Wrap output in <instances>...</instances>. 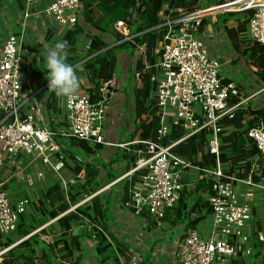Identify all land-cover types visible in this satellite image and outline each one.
Segmentation results:
<instances>
[{
	"label": "built area",
	"instance_id": "1",
	"mask_svg": "<svg viewBox=\"0 0 264 264\" xmlns=\"http://www.w3.org/2000/svg\"><path fill=\"white\" fill-rule=\"evenodd\" d=\"M83 1L48 0L43 14L63 32L77 24ZM35 2L25 0L24 19L31 16ZM224 3L225 10L234 5L240 6L237 8L242 11L253 10L248 17L246 33L252 43L264 46V0H226ZM214 10L213 6L205 10L180 11L166 20L167 31L156 49L155 71L149 76L160 111V126L154 140L138 138L115 142L106 139L104 125L109 99L113 96V80L103 82L97 96L76 91L71 96H63L58 119L63 125H57L58 120L39 109L45 108L43 103L36 102L32 93L24 91L21 36L0 35V235L15 231L29 204L27 197L12 199L14 191L7 189L8 185L36 188L38 184L46 185L50 177L67 197L70 186L85 182L84 169L67 174L66 164L70 159L64 150L70 143L84 142L91 146L94 152H90L88 159L93 161L99 156L96 152L99 146L131 151L129 145L140 144L142 147L134 150L133 167L122 176L139 173L137 183L130 182L125 204L134 214L145 213L159 224L166 210L177 204L185 187V174L195 173L196 183L205 179L211 181L207 196L210 231L202 236L196 229L187 228L176 245L177 264H234L240 255L252 254V231L264 249V230H256L253 224L255 201L264 197V180L252 179L258 158L252 161L244 178L226 174L219 160L220 148L224 145L219 121L226 115L231 118L232 111L250 97L229 104L230 96H238V88L233 82L223 83L220 76L223 62L213 56L198 37L203 18ZM127 27L123 20L114 23V31L125 40L131 39ZM143 71L134 72L137 81L141 80ZM168 118L171 125L184 129L185 133L165 145L161 140L169 131ZM201 131L206 132L208 153L215 158L213 166L195 164L172 150L180 141ZM247 135L259 155L264 156V124L250 128ZM73 157L82 161L76 154ZM106 184L64 213L75 211L83 202L107 189L111 182ZM83 220L89 229L95 227L87 219ZM11 246L0 250V256ZM120 262L136 264L135 260Z\"/></svg>",
	"mask_w": 264,
	"mask_h": 264
},
{
	"label": "trees",
	"instance_id": "2",
	"mask_svg": "<svg viewBox=\"0 0 264 264\" xmlns=\"http://www.w3.org/2000/svg\"><path fill=\"white\" fill-rule=\"evenodd\" d=\"M198 0H97L95 4V9H97L102 15V19L93 23L88 13L92 11V8L86 13L85 22L93 26L97 30L98 34H87L85 35V43L81 45L79 43L80 37L83 33L80 25L76 24L72 29H67L56 37V42H64L66 44L65 51L67 56V63L71 64L74 68L77 78L83 76L85 73L90 77V81L93 83V91L99 94V89L103 82L110 80L117 71L118 65V54L122 51L129 55L134 53L136 46H143L145 59L141 58L136 62V71H143L144 67L147 70L143 71L142 78L139 82H136L134 78L130 77V80L125 85V90L130 94V99L132 102V118L137 126L135 129L136 133L131 135V139L136 136L141 140H154L156 136V131L160 126V111L153 96V89L151 87L149 76L154 73V65L157 61V55L153 53L154 49L158 45L159 39L162 38L163 32H159L162 27H157L162 20L159 18L158 11L164 3L169 6L174 5L177 8H183L184 11H194L197 9ZM217 3H222V0L216 1ZM89 4L85 2V7ZM88 8V7H86ZM253 12V10H243L239 12H228V18H232L237 21L236 30L234 37L238 38V41L244 46V54L247 57H254V62L257 66V76L260 82L264 84V47L250 42L247 34H245L246 26L248 22V17ZM222 15V14H221ZM175 16V15H173ZM207 17V16H205ZM203 18L202 25L205 23ZM220 21H224L226 18L223 17ZM121 19L126 22L130 35L133 34L131 41L125 40L120 41L123 36L116 33L113 30V23ZM167 31V28H164ZM115 35L111 41L106 39V35ZM117 41H120L116 43ZM79 63V64H78ZM78 64L77 66H75ZM80 66V70L79 67ZM229 80L223 81V83H228ZM239 94L237 97H229V104L233 105L237 103L240 98H245L243 91L238 89ZM41 93L36 94V99L40 100ZM50 106L49 116H53L55 120L58 115L62 112V108L56 96H50ZM171 119L168 118L167 122L170 125L168 134L161 140L165 145L170 144L183 136L185 133L184 129L180 127H175L169 122ZM137 123V124H136ZM260 123L264 124V106L256 107L253 103L249 102L245 105H238L233 111L231 118L228 115L223 116L219 121L221 127L220 136L224 145L220 148L219 160L224 164L223 171L229 175H235L239 178L246 177L250 170L252 161L256 158L259 167L252 172V179L254 181L264 180V156H260L256 146L247 133L250 128L258 126ZM57 125H63L61 121L58 120ZM84 143V142H79ZM76 143H70L68 148L64 150L65 155L73 161V167L71 171L73 174L80 171V169L85 170V182L83 184H75L70 186L68 191V196L66 197L59 189L58 183L52 180L49 184L42 186L35 197V200L26 196L22 193L23 197L29 199V204L33 211L31 218L26 214L21 215L20 220L17 224L15 231L20 235V237H25L33 229L40 226L43 220L55 219L57 230L59 234L56 235L53 245H45L43 241L39 240L36 235H31L28 238L22 240L15 246H12L7 252L9 259L1 261L0 264H62L57 262V257L68 260L73 257L76 251L82 249L80 243L81 240L89 237L91 235L83 217L92 220L93 222H98L103 229H106V223L102 222L106 216L109 209L107 203L101 202V197L95 195L87 202L83 203L75 209L74 212H69L61 217L59 215L66 211L70 205L76 204L85 195H89L97 191L103 185V179L105 183L110 182L115 179L117 175L114 173L112 175H107V177H100V169L106 168V165L101 163L97 164L98 161H93V159H88L90 157L91 148L84 143L87 147H82L83 149L76 148ZM142 147L140 144L131 145L132 151L127 152L130 155V160L127 165L134 163L136 159L135 149ZM172 150L177 155L184 157L195 164L201 166H213L215 164V158L213 155L208 153L206 147V132L201 131L195 135H192L176 145L173 146ZM126 152H122L121 159H126ZM76 154L78 157L82 158V162H77L73 159V155ZM200 154V156L198 155ZM87 158V159H86ZM84 159L86 160L84 163ZM69 163V162H68ZM66 164V166L68 165ZM257 164V163H256ZM102 179V181H101ZM110 179V180H109ZM130 180H125L123 185L122 200L125 205L128 202V189L130 185ZM136 175L132 176L131 182L136 184ZM211 181L205 179L204 181L198 182L192 191H186L184 187L181 191L180 198L177 204L166 210L162 222L169 223L170 227H175L181 225L183 227L195 228L197 224L207 218L209 214V207L207 200L204 201L201 195L198 194L199 189L201 192L210 194ZM18 186L8 185L7 189L16 190ZM37 189V187H36ZM12 194L11 198L16 197ZM108 201V200H107ZM112 201V200H111ZM190 201L194 202L193 208L197 213L201 212V208H204V214L198 216L195 219H191V211L189 210ZM185 206V209H184ZM262 209V208H261ZM33 212L40 214L39 220H34ZM264 212V211H263ZM27 213V212H26ZM145 213H143L144 215ZM146 215H144L145 217ZM28 218L29 225L26 226L25 220ZM91 221V222H92ZM84 225L86 233L84 235L73 234V225ZM253 224L256 230H264V225L261 222V217L253 219ZM88 228V229H87ZM95 250L100 256V262L105 263L109 258L108 250L110 247L109 242H106V238L100 232H95ZM115 241L116 247L123 254L126 252L127 248L116 238L112 237ZM14 241L0 242V247L11 246ZM250 244L252 246V254L245 257L240 255L234 264H245L246 258L249 259V264L252 263V258L256 256L261 257V264H264V249L261 242L257 241L255 238V233L252 231ZM41 245V253L36 256L35 246ZM60 245V248L56 251L54 247ZM263 249V250H262ZM261 254V255H260ZM76 256L74 258V264L80 262V257ZM128 259V256L126 255ZM39 260L38 262L35 260ZM115 262L117 259L114 257ZM254 262V261H253ZM118 263V262H117Z\"/></svg>",
	"mask_w": 264,
	"mask_h": 264
},
{
	"label": "crops",
	"instance_id": "3",
	"mask_svg": "<svg viewBox=\"0 0 264 264\" xmlns=\"http://www.w3.org/2000/svg\"><path fill=\"white\" fill-rule=\"evenodd\" d=\"M213 1L215 3L209 5L207 4V6H200L203 3V0H198L197 2L196 10H205L213 6L215 7V10L211 14L206 15L207 17H205L206 19L204 20L205 23L202 25V28H200V34H198V37L203 41V43L205 44L206 48L210 51V53L223 62V67L220 71V76L223 79V81L229 80V82H233L238 89L246 93L245 98L250 97L242 104L245 105L251 102L256 107H262L264 106V84L259 81L258 76L256 74L258 68L255 64L256 62H254V57L249 58L244 54V46L241 44L240 41H238V38L234 37V35L232 34L236 30L237 21L232 18H228L229 20L225 19L222 22L218 18V16L221 14L228 12H239V11L229 10V9L225 10V7L227 5L224 2L226 0H222V3H217L216 1L218 0H213ZM47 2L48 0H36L35 4L32 6L31 16L28 19H24L23 13L25 10V0H0V35L4 36L9 34H14L16 36L19 35L21 36L22 38L21 50L23 56L22 72L25 78V83L23 84L24 91L32 93V95L34 96V100L36 102L43 103L45 108L43 109L42 107H39V109H41L42 111L45 110L46 115L49 116V111L51 109L50 96L51 95L56 96L59 105L63 96H58L55 94L54 91L49 90L48 81L46 79V73L44 72V68H43L44 57L47 52L51 50H55V44L57 43L56 37L59 34H62V32L56 26L55 22H53L51 19H49L47 16L43 14V9L46 6ZM85 2L89 4L88 6H86L88 8L85 7ZM96 2L97 0H85L82 3V12L80 13L77 22V24L80 25V27L83 30V33L79 41L81 45L85 43L84 42L86 38L85 35L87 34L91 35L96 33L98 34L97 30H95L93 26L85 22L86 13L89 11L90 8H92V11L88 13V15L90 16L93 23H97L102 19V15L100 14V12L97 9H95ZM217 7H219L218 11H216ZM180 11H184V9L177 8L174 5L169 6L167 3H164L157 14L159 18L162 20V22L159 25H157V27H162L161 29H159L160 30L159 32H163L164 35V33L166 32V30L164 32V28L166 29L165 26L166 20L168 18H171L172 15H178ZM114 23L112 27L113 30H114ZM127 29L129 33V28L127 27ZM115 36L116 34L112 36L109 33L108 35H106V39L108 41H111L113 38H115ZM129 36L132 39L133 34L130 35L129 33ZM131 39L128 40L131 41ZM122 40L125 41L124 37H122L120 41ZM160 40L161 39H159L158 43L160 42ZM120 41H117L116 43ZM157 48L158 45L153 51L155 55H157L156 54ZM143 50H144L143 46H136L134 49V53L132 55L124 53L123 51L118 54L117 71L116 74H114L113 77L110 79L114 81V85L112 88L113 96L110 97L109 99L108 113L104 125L105 137L108 140L115 142H129L131 140H135L139 138L138 136H136L134 139L130 138L133 133L134 134L136 133L135 132L136 130H135V123L132 118L133 106L129 96L130 94H128V92H126L125 90V85L130 80V77L134 78L136 82H139L135 79L134 72L136 71V66H135L136 62L140 58L142 60L145 59ZM63 52L66 54L65 50H63ZM78 64H76L75 66H77ZM78 68L80 70V66ZM237 73H242V77H244V79L235 78ZM39 92H42L41 98L40 100H37L36 94ZM76 92L90 93L93 94L92 96L98 95L93 91V83L90 81V77L86 73L78 78V88ZM53 116L55 115H52L51 117L53 118ZM58 117L59 115L57 116V118ZM84 146L87 147L86 145H84V143H80L77 145L79 150L83 149L82 147ZM89 147L91 148V146ZM128 149H131V145H129ZM123 151L126 153L130 152L129 150L123 148H105L102 146L96 148V152H99V156L94 161H98L97 164L99 165H101V163L106 165L105 170L104 168L100 169V177L106 178L107 175L110 176L114 173L117 175V177L110 181L111 185L107 189L98 193V195L101 197V202L104 204L108 202L107 205L109 206L107 216L102 221L106 223V229H103V227L98 222L96 223L93 222L92 220L91 222L89 219L83 217L87 219L88 222L93 223L95 227L90 228L91 235L89 237H86L85 239L81 240L80 245L82 249L80 251H76L73 257L75 258L76 256L81 255L80 256L81 259L78 264H92V263L120 264L121 263L120 260H124L125 262L135 260L136 264H177L176 245L185 236L187 228L183 227L182 224L181 225L179 224L175 227H170L168 228L166 233V235H168V239L166 242L156 240L155 238L156 232L154 230L147 229V231H145V227H146L145 223L147 219L146 214H144L146 215L145 217L144 215H142L145 219L138 220L135 217V214L132 213L133 211H131L130 214L125 212V210L128 209L124 208L122 205L123 185L125 183V180H130L129 182H131L132 176L134 175H136V180H139L138 179L139 173L134 172L133 174L130 175V177H122L126 171H128L133 167V163L131 165L129 164V167H127L130 160V155H129L130 153L129 154L127 153L128 157H126V159L120 158L123 157L121 155ZM91 152H94L92 148H91ZM85 161L86 160L84 159V163ZM256 163H257V167H259L257 160ZM72 167H73V161L70 160L67 165V174L70 173L73 174L71 171ZM80 170H82V168ZM185 176L186 178L184 180H185L186 191H192V189L196 186V184H198L196 183V175L195 173H192V174H185ZM51 179L52 178L47 179L48 184L52 180H54ZM103 181L104 182L102 185L106 184L104 179ZM40 186L42 187L43 185L40 184ZM40 186L37 185V189L34 190L32 196L33 195L35 197L37 196L36 193L39 192L41 188ZM15 191L16 190H14V193ZM17 192L18 190L16 191V194ZM14 193L13 195H15ZM198 194L201 195L204 201L207 200L208 194L201 192L200 189ZM107 200L114 201V204L110 206L109 201ZM259 201L263 203V205L261 204L260 206L264 208V197L262 196L258 197L256 199V202ZM193 205L194 202L190 201L189 204L190 208L188 207L190 211L193 208ZM65 214L67 213H64L63 215ZM203 214H204V208H201L200 213H197L194 210H192L190 218L195 219ZM63 215L61 213L59 217ZM254 215H255V208H254ZM57 218L49 219L50 223L54 224ZM261 218L263 220V215L261 216ZM205 220L206 218L204 220H201L194 228L196 229L197 227H199L198 232L202 236H207L209 233V231L208 233H205L201 229V226H203V222ZM84 225H88V224L85 223ZM84 225L80 224L76 226L75 224L72 227V231L75 228L85 229ZM138 226H141L142 229L139 230ZM95 232L102 233L106 238V242H109L110 244L108 250L109 251L108 254L110 258L105 263H101L99 261L100 256L97 254L95 250V240L93 236V234L95 235ZM85 233H86V229H85ZM57 234H59L58 231L55 234V236ZM32 235H36V234H32ZM29 236L31 235L29 234L26 235L24 239L28 238ZM112 237L116 238L124 246H126L127 250L124 254L118 250L115 241L113 240ZM38 239L43 241L42 238L40 239L38 237ZM43 242L45 245L47 244L53 245V243L49 241L48 242L43 241ZM14 244L16 245V243ZM59 248L60 245L54 247V250L56 251ZM85 248L90 250L89 255L87 256L86 254H88V250L84 252ZM126 255L128 256V259L126 258ZM94 256L98 261H96ZM114 257L117 259L118 263L115 262ZM74 258L72 259L71 264H74L73 263ZM92 258L93 260H89ZM57 260L59 261V263L62 264H66L71 261L70 259L67 261L59 257H57Z\"/></svg>",
	"mask_w": 264,
	"mask_h": 264
},
{
	"label": "rangeland",
	"instance_id": "4",
	"mask_svg": "<svg viewBox=\"0 0 264 264\" xmlns=\"http://www.w3.org/2000/svg\"><path fill=\"white\" fill-rule=\"evenodd\" d=\"M213 3H215L213 0H203V3L200 5V6H207V4L209 5V4H213ZM237 7H240V6H238V5H234V6H232V7H230L229 8V10H237V11H242V9H238ZM227 16H229L228 14H225V15H220V19L221 18H223V17H225L227 20H229L228 19V17ZM223 22V21H222ZM57 26V25H56ZM245 33H246V31H245ZM235 78H239V79H244V77H242V73H237L236 74V76H235ZM127 119V118H126ZM134 127V126H133ZM135 129H137V126H135ZM138 130V129H137ZM124 133H125V131H124ZM50 178V177H49ZM17 185V184H16ZM39 186H40V184H38ZM18 186V188H17V190H18V192H17V195H16V197H18V198H20V197H22V193L23 194H25L26 196H29L30 198H32L33 200H35V196L33 197L32 196V194L34 193V190L36 189V188H34V187H29V188H25L24 186H21V185H17ZM41 187V186H40ZM37 194V193H36ZM109 201V205L110 206H112L113 204H114V201H111V200H108ZM256 202V201H255ZM263 205V203H261L260 201L259 202H256V205H255V219H257V218H260L262 215H263V220H262V218H261V222H262V224L264 225V213H263V211H264V208L262 207V206H260V205ZM122 205H123V207L124 208H127L128 210H125V212H127V213H131V207H128L127 205H124L123 203H122ZM191 206V205H190ZM190 206H189V208H190ZM262 208V209H261ZM32 211H33V207L31 208V206L30 205H28V207H27V210H26V212H25V214H26V216L27 215H29V218H31L30 216H31V214H29V213H32ZM34 214H33V218H34V220H39L41 217H40V214L39 213H35V212H33ZM133 213V212H132ZM24 214V215H25ZM134 214V213H133ZM135 217L138 219V220H142V219H145L142 215H138V214H135ZM148 224V225H147ZM24 225H26V226H28L29 225V220H28V218H26V220H25V224ZM38 227H36L35 229H33L29 234H36L37 235V238L39 237L40 239L42 238L43 239V241H46V242H51V243H53L54 242V239H55V234L57 233V226H56V224L54 223V224H52V223H50V220L48 219V221H46L45 219L43 220V223L42 224H40V226L39 225H37ZM145 231H147V229H151V230H154L155 232H156V235H155V238H156V240H160V241H167V239H168V235H166V233H167V230H168V228H170V224L169 223H163L162 221H161V223H159V224H157V223H155V222H153L152 220H150L149 218H148V216H147V219H146V223H145ZM211 226V217L208 215L207 216V218H206V220L203 222V226H201V229L203 230V232H205V233H208V231H210V227ZM138 229L139 230H141L142 229V227L141 226H138ZM196 230L197 231H199V227H197L196 228ZM139 232V231H138ZM48 234H50V235H48ZM163 236H162V235ZM24 238L25 237H20V235L16 232V231H13V232H9V233H6V234H1L0 235V242H5V241H8V240H10V241H14V243H16V244H18L19 242H21L22 240H24ZM91 242V241H90ZM13 243V244H14ZM87 243V242H86ZM12 247V246H11ZM87 247V246H86ZM4 248H7V247H0V250H2V249H4ZM35 251L36 252H38V253H36V256L38 257V254H40L41 253V249H43L42 248V246L41 245H36L35 247ZM88 249H84V252H86ZM263 250V249H262ZM8 251V250H7ZM4 252L1 256H0V262L1 261H4V260H7V259H9L8 258V256H6L7 254H8V252ZM111 251H112V249H111ZM89 252H90V250H88V254H86V256L87 255H89ZM109 252V251H108ZM261 255V254H260ZM85 256V257H86ZM94 258H95V256H94ZM72 259H73V257L72 258H70V262L69 263H66V264H71V262H72ZM96 259V258H95ZM36 261H37V263L38 262H41V261H39V260H37V259H35ZM57 262H59L58 260H57V255H56V259H55ZM69 260V259H68ZM67 260V261H68ZM89 260H93V258L92 259H89ZM96 261H98L97 259H96ZM254 261V262H253ZM83 263V262H82ZM252 263L253 264H261V257L260 256H256V257H254V258H252ZM92 264H94V263H92ZM245 264H249V259L248 258H246V263Z\"/></svg>",
	"mask_w": 264,
	"mask_h": 264
},
{
	"label": "clouds",
	"instance_id": "5",
	"mask_svg": "<svg viewBox=\"0 0 264 264\" xmlns=\"http://www.w3.org/2000/svg\"><path fill=\"white\" fill-rule=\"evenodd\" d=\"M66 44L58 42L55 50H51L44 57V72L49 90L58 96H71L78 88V78L71 64L67 63V56L63 52Z\"/></svg>",
	"mask_w": 264,
	"mask_h": 264
},
{
	"label": "water",
	"instance_id": "6",
	"mask_svg": "<svg viewBox=\"0 0 264 264\" xmlns=\"http://www.w3.org/2000/svg\"><path fill=\"white\" fill-rule=\"evenodd\" d=\"M72 232H73V234H77L80 232V234L83 235L85 233V229L84 228H82V229L75 228V229H73Z\"/></svg>",
	"mask_w": 264,
	"mask_h": 264
}]
</instances>
